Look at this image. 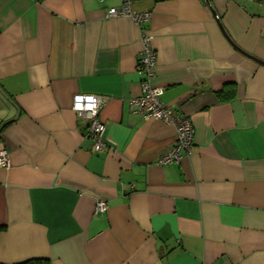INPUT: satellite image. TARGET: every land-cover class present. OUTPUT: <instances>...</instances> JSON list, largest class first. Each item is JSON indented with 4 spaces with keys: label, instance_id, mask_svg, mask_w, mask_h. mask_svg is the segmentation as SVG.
<instances>
[{
    "label": "crops",
    "instance_id": "1",
    "mask_svg": "<svg viewBox=\"0 0 264 264\" xmlns=\"http://www.w3.org/2000/svg\"><path fill=\"white\" fill-rule=\"evenodd\" d=\"M122 4L0 0V263L264 264V1L135 0L142 26L107 16ZM144 32L161 99L194 126L181 163L157 162L175 126L129 105ZM77 94L106 98L99 151Z\"/></svg>",
    "mask_w": 264,
    "mask_h": 264
},
{
    "label": "built area",
    "instance_id": "2",
    "mask_svg": "<svg viewBox=\"0 0 264 264\" xmlns=\"http://www.w3.org/2000/svg\"><path fill=\"white\" fill-rule=\"evenodd\" d=\"M135 0H123L119 7H111L108 17H129L142 26L150 20V11H139L133 7ZM264 1V0H263ZM153 37L142 33V50L137 60V72L140 75L141 93L129 100L132 111L145 118H155L173 124L176 128V138L168 152L159 157V164L181 163L185 154H189L194 144V126L188 115L167 105L161 99L164 86L154 83L156 75L157 55L152 44ZM106 98L94 94H77L74 97L73 108L78 117L88 121L86 137L91 139L89 149L99 151L107 145L106 124L100 117ZM0 165L10 166L9 152L0 149ZM108 202L99 199L96 202V213H104Z\"/></svg>",
    "mask_w": 264,
    "mask_h": 264
},
{
    "label": "trees",
    "instance_id": "3",
    "mask_svg": "<svg viewBox=\"0 0 264 264\" xmlns=\"http://www.w3.org/2000/svg\"><path fill=\"white\" fill-rule=\"evenodd\" d=\"M232 84H225L224 87L219 90L218 94L221 98H229L235 93V89H233ZM4 225H0V230L4 229ZM6 264V263H0ZM15 264H50V259L47 257H33Z\"/></svg>",
    "mask_w": 264,
    "mask_h": 264
},
{
    "label": "water",
    "instance_id": "4",
    "mask_svg": "<svg viewBox=\"0 0 264 264\" xmlns=\"http://www.w3.org/2000/svg\"><path fill=\"white\" fill-rule=\"evenodd\" d=\"M214 12V15H215V17H216V19H217V21H218V23H219V25H220V28H221V30L223 31V33H224V35L227 37V39L234 45V46H236L238 49H240L236 44H235V42L233 41V39L230 37V35L228 34V32L226 31V29L224 28V26H223V24H222V21H221V19H220V17L218 16V14L215 12V11H213ZM241 50V49H240ZM243 53H245V54H247L248 56H251V57H253L252 55H250L249 53H246L245 51H243V50H241ZM253 58H255V57H253ZM256 60H258L260 63H262V64H264V61H262V60H260V59H257V58H255Z\"/></svg>",
    "mask_w": 264,
    "mask_h": 264
}]
</instances>
